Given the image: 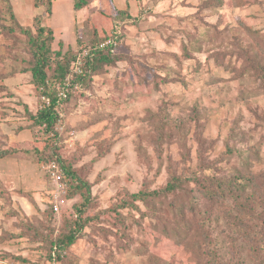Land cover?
<instances>
[{"label": "rangeland", "instance_id": "obj_1", "mask_svg": "<svg viewBox=\"0 0 264 264\" xmlns=\"http://www.w3.org/2000/svg\"><path fill=\"white\" fill-rule=\"evenodd\" d=\"M50 3L48 14L34 0H0V264H264V0H95L90 18L73 0ZM13 13L34 35L39 22L53 31V59L119 38L116 64L59 102L57 144L26 130L45 100L29 38L9 31ZM248 45L258 57L239 54ZM56 159L71 173L58 212L46 171ZM242 176L255 180L237 194L250 210L202 192ZM173 177L185 181L176 192L133 199ZM81 216L76 242L50 259Z\"/></svg>", "mask_w": 264, "mask_h": 264}, {"label": "trees", "instance_id": "obj_2", "mask_svg": "<svg viewBox=\"0 0 264 264\" xmlns=\"http://www.w3.org/2000/svg\"><path fill=\"white\" fill-rule=\"evenodd\" d=\"M95 0H74V10L84 11L88 10V18L92 17L94 13H96V10L94 8H89L91 4H93ZM50 0H34V6L36 8L45 7L46 13L50 14L52 12L51 6L49 5ZM93 10V11H92ZM128 17V14L126 11H121L119 14L114 18L119 21H125ZM12 26L9 27V31H13L15 29V25H17L19 28L18 30H21L23 33L26 34V36L29 38L28 40V46L29 51L33 56V60L31 62L30 72L33 77V84L36 85L40 91V95L43 96V99H48L49 103L45 101L44 107L40 109L35 115H30L27 117V125L26 130L29 131H35L39 129L40 132L46 135L55 134V139H53V143L57 144L58 139V132L56 131L55 124L59 121V113L57 110V106H59V93L57 92V88L61 85H63L67 78H69V74L71 73V63L77 59V53L74 55L68 56L65 54L63 57L61 56V51L56 50V59H53L52 53L55 52V50H52V44L54 42V33L49 28L43 27L40 22L36 25V35L30 30H23L20 28L19 23L13 13L12 16ZM6 29V27H3ZM85 29V28H84ZM247 30L252 33L254 30L252 28H247ZM47 33V35H46ZM96 36V35H95ZM78 42L80 43L81 40ZM91 43V52L89 56L84 61V66L82 68L83 72L81 75H77L73 78V84L78 83L85 85L86 82L89 81L88 78H91L95 74H99L103 72L104 68L106 66H113L118 61L117 54L114 53L117 44L119 45V38L116 37L115 34L113 35H106L104 37H94L92 39ZM104 45V46H102ZM243 48V49H242ZM239 48V54L244 57H247V59H253L255 56L254 49L256 47L252 45H248L247 47ZM79 52V51H78ZM254 53V54H253ZM62 57V58H61ZM55 60V61H53ZM53 70L52 73H50ZM263 75L260 77L262 78ZM71 98V94H69L68 99ZM68 99L64 100V102L68 101ZM59 104V105H58ZM49 144V143H48ZM50 145V144H49ZM51 149H55V146H51ZM233 149H229V152H232ZM8 154L7 151L0 153V159L4 158ZM52 161H57L59 164H62L61 159H56ZM64 167V166H63ZM65 170V177L63 179V184L65 186V194L68 195L70 191V186L67 188L69 181L67 179V175L70 171L68 169ZM240 179H245L244 182H240ZM74 180V179H72ZM219 182H217L216 187H210V186H203V194L205 196H208L209 200H215L219 198L220 196L226 197L229 196L231 198H238L237 201L238 205L244 208L245 210H250V205L245 202V200H242L241 195H237L240 193L247 192V189L249 186H251L252 183H254L255 180L252 179H246L245 176H242L240 178L236 179V182L234 181H228L223 182L220 181L221 179H217ZM248 181V182H247ZM183 178H177L173 177L171 183L162 191V192H139L135 195H133V199L139 200V201H147L148 199L158 198L162 194H170L176 192L178 189L182 188L184 184ZM250 182V183H249ZM83 184L82 186H84ZM81 188V187H79ZM90 190V189H89ZM64 196L63 198H65ZM90 192L87 195L86 201H90ZM251 197H247L248 201ZM86 206L83 205L80 209V207L77 208V211L80 215L83 214V209ZM54 207V204L52 205L51 209ZM79 218V219H78ZM76 218L74 229H71L67 235L58 238L56 241H53L51 243L52 245V256L50 259L53 261H61L63 258V255L66 253L67 249L70 248L77 240V230L81 229L82 226H85L86 220L81 216ZM218 248V247H215ZM255 252L258 253L259 251H262L263 249H259L258 247H255ZM218 251L214 249L213 254L216 256V253ZM215 264H223L225 263V260L223 258L220 259H214Z\"/></svg>", "mask_w": 264, "mask_h": 264}, {"label": "built area", "instance_id": "obj_3", "mask_svg": "<svg viewBox=\"0 0 264 264\" xmlns=\"http://www.w3.org/2000/svg\"><path fill=\"white\" fill-rule=\"evenodd\" d=\"M91 50H92L91 47L89 48L88 46H86V47H82L80 51L77 53V59L73 61L72 64L71 78H67L66 82L57 88V92L59 93V100H60L59 102L68 99L70 92H73L80 87L78 83L73 84V78L76 77L77 75L79 76L82 74L84 61L89 56ZM45 101L49 103L48 99H45ZM46 171L52 177L54 182L59 186L58 190L60 191V193H58L56 197V201H54V210L58 212L62 209L63 205L66 204V200L61 197V195L65 193L64 190L65 186L62 182L65 177V170L63 166L59 164L57 161H51L47 165Z\"/></svg>", "mask_w": 264, "mask_h": 264}, {"label": "crops", "instance_id": "obj_4", "mask_svg": "<svg viewBox=\"0 0 264 264\" xmlns=\"http://www.w3.org/2000/svg\"><path fill=\"white\" fill-rule=\"evenodd\" d=\"M94 6V3L93 4H91V6L89 7V8H94L93 7ZM73 7H74V0H73ZM74 9V8H73ZM89 10V9H88ZM69 22V20L68 21H66V23H68ZM65 23V22H64ZM22 136V135H21ZM21 138V137H20Z\"/></svg>", "mask_w": 264, "mask_h": 264}]
</instances>
